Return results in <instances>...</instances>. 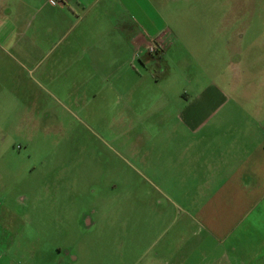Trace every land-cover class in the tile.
<instances>
[{
	"label": "crops",
	"instance_id": "1",
	"mask_svg": "<svg viewBox=\"0 0 264 264\" xmlns=\"http://www.w3.org/2000/svg\"><path fill=\"white\" fill-rule=\"evenodd\" d=\"M178 4L0 0V88L22 82L18 71L35 68L57 43L49 63L62 72L58 82L82 89L76 104L89 99L91 115L132 136L139 190L126 192L121 208L101 210L112 219L107 234L120 231L123 264H264V50L236 53L233 78L219 72L220 83L195 79L181 58H170V78L148 79L149 68L163 67L156 59L184 51L202 73L209 34H188L189 18L168 21ZM21 120L28 125L26 110ZM14 229L0 226V264L35 255Z\"/></svg>",
	"mask_w": 264,
	"mask_h": 264
},
{
	"label": "rangeland",
	"instance_id": "2",
	"mask_svg": "<svg viewBox=\"0 0 264 264\" xmlns=\"http://www.w3.org/2000/svg\"><path fill=\"white\" fill-rule=\"evenodd\" d=\"M171 18L178 26L176 18H189L188 34L191 28L209 34V49L199 54L203 64L197 61L202 73L184 51L156 59L163 67L149 68L148 79L170 78V58L176 65L181 58L191 62L195 79L220 83L219 72L233 78L236 53L264 50V0H179L177 14L167 20ZM150 19L166 27L162 18ZM58 46L53 44L55 50L35 62V68L19 70L22 82L7 87L6 94L0 88V226H15L23 249L31 243L26 249L35 255L18 264H75V256L77 264H123L120 231L113 228L107 234L112 219L101 210L121 208L125 193L139 190V167L128 154L132 136L112 127L105 114L91 115L89 99L85 108L75 103L82 89L60 84L62 72L49 63ZM25 110L28 125L21 122ZM89 220L98 227L91 228Z\"/></svg>",
	"mask_w": 264,
	"mask_h": 264
},
{
	"label": "built area",
	"instance_id": "3",
	"mask_svg": "<svg viewBox=\"0 0 264 264\" xmlns=\"http://www.w3.org/2000/svg\"><path fill=\"white\" fill-rule=\"evenodd\" d=\"M158 49H159L158 46L153 45V46H151V48H150V53H151V54H154L155 52H157Z\"/></svg>",
	"mask_w": 264,
	"mask_h": 264
}]
</instances>
